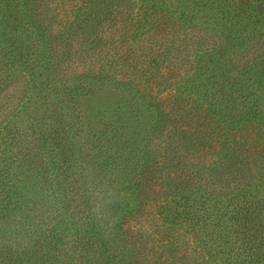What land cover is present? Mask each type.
<instances>
[{
    "label": "trees",
    "instance_id": "obj_1",
    "mask_svg": "<svg viewBox=\"0 0 264 264\" xmlns=\"http://www.w3.org/2000/svg\"><path fill=\"white\" fill-rule=\"evenodd\" d=\"M17 78L0 264H264V0H0V95ZM146 207L164 261L122 235Z\"/></svg>",
    "mask_w": 264,
    "mask_h": 264
},
{
    "label": "rangeland",
    "instance_id": "obj_2",
    "mask_svg": "<svg viewBox=\"0 0 264 264\" xmlns=\"http://www.w3.org/2000/svg\"><path fill=\"white\" fill-rule=\"evenodd\" d=\"M57 1V0H56ZM61 3V2H60ZM65 6H68V2H64ZM61 6L63 4L61 3ZM143 41V40H142ZM141 41V42H142ZM150 41L144 40L142 45L148 46ZM151 43V42H150ZM190 62L188 63V66H186L184 69L186 70V73L189 71V66L191 65L192 56L188 58ZM170 61H164L159 67L158 72L159 75L157 78L164 77L170 78ZM188 70V71H187ZM183 71V69H182ZM184 72V71H183ZM182 72V73H183ZM170 81H174L175 79L179 81V77H172L170 78ZM173 83H171L172 85ZM165 84L160 82H153L151 87L153 88L154 92H161V96L165 98V101H168L169 93H171V86H169L168 89H165ZM26 83L23 78H17L15 79L0 95V117H5V115H9L10 111H3L4 108L10 107L12 108L13 105H15V102H17L19 99H21L25 93ZM160 90V91H159ZM173 92V91H172ZM110 94H108L109 96ZM111 96V95H110ZM112 97V96H111ZM190 105L183 106L186 107L189 110ZM193 112V111H192ZM188 123L192 126V130L195 129V127L199 126V129H202V125H197L200 123V119H198V114L194 112L187 118ZM178 125H181L178 123ZM155 211L153 207H146L141 214L137 215L136 218L131 219L130 222L124 224L123 229H126V232L122 234L124 238H127L129 242H135L139 243L141 241V238H144L148 242L147 248L145 252H148L149 255L153 258V256H161L164 261L166 259V256L170 254V246L165 245L163 246V240L167 239L168 232L170 231L167 227L161 225L157 218L155 217ZM172 233V231H171ZM184 234V233H183ZM182 241L185 243V246L188 249V252L191 251V249L194 247V243L192 242L191 238L188 235H185L182 237ZM154 257V258H157Z\"/></svg>",
    "mask_w": 264,
    "mask_h": 264
}]
</instances>
